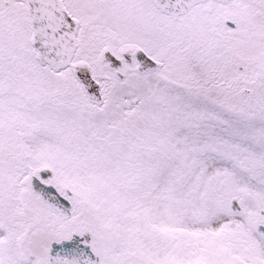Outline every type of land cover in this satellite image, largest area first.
Masks as SVG:
<instances>
[{
	"label": "snow or ice",
	"instance_id": "1",
	"mask_svg": "<svg viewBox=\"0 0 264 264\" xmlns=\"http://www.w3.org/2000/svg\"><path fill=\"white\" fill-rule=\"evenodd\" d=\"M0 264H264V0H0Z\"/></svg>",
	"mask_w": 264,
	"mask_h": 264
}]
</instances>
